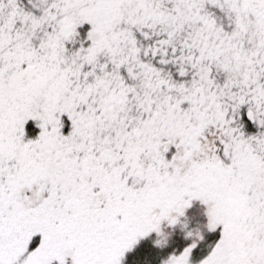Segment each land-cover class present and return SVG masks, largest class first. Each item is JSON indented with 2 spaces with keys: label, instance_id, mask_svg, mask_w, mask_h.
I'll use <instances>...</instances> for the list:
<instances>
[{
  "label": "snow or ice",
  "instance_id": "6c2138e0",
  "mask_svg": "<svg viewBox=\"0 0 264 264\" xmlns=\"http://www.w3.org/2000/svg\"><path fill=\"white\" fill-rule=\"evenodd\" d=\"M164 225L159 264H264V0H0V264H126Z\"/></svg>",
  "mask_w": 264,
  "mask_h": 264
},
{
  "label": "rangeland",
  "instance_id": "374dc122",
  "mask_svg": "<svg viewBox=\"0 0 264 264\" xmlns=\"http://www.w3.org/2000/svg\"><path fill=\"white\" fill-rule=\"evenodd\" d=\"M190 212L189 218H188V223L190 225V227L192 226V224L194 222H191L192 220H197L200 217V220L196 226V227H203L204 223L206 222V217L203 214V206L199 204V202H194L193 207L191 209L188 210L187 214ZM204 218L205 221H203L202 219ZM179 230H183L179 225H177L175 228H170L167 225L163 226V231L167 234L168 237V241H175L178 238L176 237L175 233L176 231ZM211 234V233H210ZM206 230H205V240L206 241L209 236H211ZM157 237H155L154 235L148 239L142 240L139 244V246L135 249L134 252L129 253L128 255V260L126 262V264H141L142 262L141 259H144L146 263L151 262L152 259H154L155 255H157L158 253H156V251H160V249L155 248L153 246V241L156 239ZM166 248V247H165ZM164 248V249H165ZM202 253H204V250H201V252H196L194 251L193 254V259H198ZM144 254V255H143ZM153 255V258L151 257H147ZM137 261V262H136ZM155 261H153L154 263ZM151 263V264H153Z\"/></svg>",
  "mask_w": 264,
  "mask_h": 264
},
{
  "label": "trees",
  "instance_id": "16d2710c",
  "mask_svg": "<svg viewBox=\"0 0 264 264\" xmlns=\"http://www.w3.org/2000/svg\"><path fill=\"white\" fill-rule=\"evenodd\" d=\"M189 215H190V212L187 214V220L189 218ZM199 220H200V217L197 220H192L191 222H194V223L192 224L191 227L192 228H195V226L198 223H200ZM202 220L205 221L204 218ZM183 233H184V230L176 231L175 235L178 238L177 240L170 241L169 242V245L165 249H160V251H156V253H158V254L155 255L154 259H152L151 262L146 263L144 259H141V261H140V262H142L141 264H151V263H153V261H155L153 264H159V261L162 258L166 257L167 254L169 252H171L173 249L180 250L185 244H187L189 242V241H187V240L184 239ZM210 235L211 236H209V238L206 241H203L201 243V245L195 250L196 252L197 251L198 252H201V250H204L205 251L207 245H209L210 243H213L218 238V232L211 233ZM147 257L153 258V255H150V256H147Z\"/></svg>",
  "mask_w": 264,
  "mask_h": 264
}]
</instances>
